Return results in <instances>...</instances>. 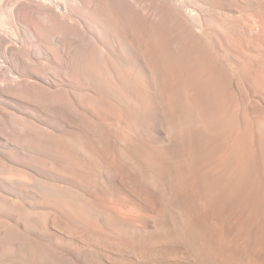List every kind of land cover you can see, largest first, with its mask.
<instances>
[{
    "label": "rangeland",
    "instance_id": "obj_1",
    "mask_svg": "<svg viewBox=\"0 0 264 264\" xmlns=\"http://www.w3.org/2000/svg\"><path fill=\"white\" fill-rule=\"evenodd\" d=\"M0 264H264V0H0Z\"/></svg>",
    "mask_w": 264,
    "mask_h": 264
},
{
    "label": "bare ground",
    "instance_id": "obj_2",
    "mask_svg": "<svg viewBox=\"0 0 264 264\" xmlns=\"http://www.w3.org/2000/svg\"><path fill=\"white\" fill-rule=\"evenodd\" d=\"M183 7V6H182Z\"/></svg>",
    "mask_w": 264,
    "mask_h": 264
}]
</instances>
